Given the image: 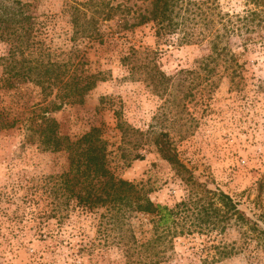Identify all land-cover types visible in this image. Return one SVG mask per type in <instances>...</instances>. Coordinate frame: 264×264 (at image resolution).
I'll return each instance as SVG.
<instances>
[{"label":"rangeland","instance_id":"rangeland-1","mask_svg":"<svg viewBox=\"0 0 264 264\" xmlns=\"http://www.w3.org/2000/svg\"><path fill=\"white\" fill-rule=\"evenodd\" d=\"M28 1L38 20V38L53 60L75 62L85 50L93 71L108 72L107 81L90 92L84 105H68L51 114L64 135L79 138L100 127L112 171L154 202L175 207L187 198L189 188L152 142L160 133H169L197 182L231 196L264 228V8L252 0H181L187 9L182 14L188 42L180 35L159 40L152 25L119 28L118 12L114 22H104L108 40L100 45L74 40V7L84 0ZM252 12H262L261 17L246 28L240 19ZM129 48L159 52L154 62L169 76L181 70L190 73L178 76V86L161 97L130 76L121 62ZM241 52L246 71L234 86L231 54ZM7 54L0 42V58ZM46 102L33 84L17 93L0 90V112L5 109L11 115L5 116L7 121L16 117L22 122L0 130V264H138L130 263V246L119 229L113 231L99 215L74 208L75 200L64 206L66 198L57 195L60 180L52 176L68 170L69 162L64 154L43 152L29 143L23 123L33 108ZM118 118L146 134L143 146H135L134 136L123 139ZM135 155L143 160H134ZM129 223L137 239L152 237L148 216L134 215ZM213 243L217 248L236 246L239 253L215 261ZM174 245L162 264H264V244L250 225L236 219L224 232L195 231L176 238Z\"/></svg>","mask_w":264,"mask_h":264},{"label":"trees","instance_id":"trees-1","mask_svg":"<svg viewBox=\"0 0 264 264\" xmlns=\"http://www.w3.org/2000/svg\"><path fill=\"white\" fill-rule=\"evenodd\" d=\"M111 4L107 0H84L74 7V40L84 38L100 45L107 43L103 30L104 22L116 20L121 15L117 27L131 30L152 25L159 40L180 35L184 42L189 36L185 32L187 9L181 0H118ZM264 8V0H252ZM189 11V10H188ZM264 13V9H262ZM260 13L252 12L241 18L247 28ZM261 17V16H259ZM261 23V22H260ZM113 38L115 37L112 34ZM115 39V38H114ZM114 41V40H113ZM0 42L7 47V56L0 58V90L16 91L25 84H33L44 94L45 106L33 108L23 123L27 141L37 144L43 152L64 154L69 162L68 170L57 177V195L65 197L64 206L75 200L74 208H79L96 217L105 219L113 231L119 229L122 238L130 247L127 253L132 262L138 264H162L175 251V239L192 235L195 231H226L232 219L250 225L256 239L264 244V228L256 216L249 217L238 203L222 191L210 190L197 182L191 171L180 160L178 151L169 133H160L152 139L157 152L182 177L189 188L186 199L175 207L154 202L142 188L118 177L109 166L108 148L102 139V129L92 127L79 138L64 135L60 124L51 114L63 110L68 105H84L90 92L100 82L108 79V72L93 71L86 51H81L75 62L53 60L51 51L38 38V20L32 14V4L28 0H0ZM215 49V48H214ZM213 49V50H214ZM248 50V48H247ZM216 51V50H215ZM159 52L129 48L122 54L121 62L127 66L133 78L137 76L157 95H170L171 89L181 82L180 76L189 74L181 70L177 76L163 72L156 60ZM120 54V55H121ZM226 54V53H225ZM245 53L231 54V79L239 86L246 71ZM48 97H53L48 101ZM9 110V109H8ZM10 116L5 109L0 112V130L15 128L22 123ZM117 128L123 139L134 136L135 146H143L146 134L118 118ZM133 159L143 160L135 155ZM104 210V212H101ZM134 215L150 218L152 237L139 240L134 235L129 221ZM212 244L216 250L213 259L232 257L239 253L236 246ZM218 250V252H217ZM171 253V254H170ZM213 255V254H212ZM219 257V258H217Z\"/></svg>","mask_w":264,"mask_h":264}]
</instances>
